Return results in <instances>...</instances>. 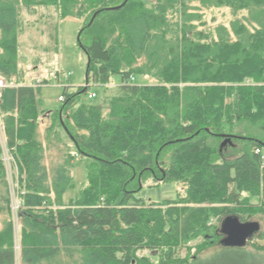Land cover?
Wrapping results in <instances>:
<instances>
[{
    "label": "trees",
    "instance_id": "trees-1",
    "mask_svg": "<svg viewBox=\"0 0 264 264\" xmlns=\"http://www.w3.org/2000/svg\"><path fill=\"white\" fill-rule=\"evenodd\" d=\"M211 8L247 17L199 31L196 12ZM47 10L81 22L87 61L85 85L67 81L54 110L37 98L49 80L29 82L18 60L21 11ZM0 76L17 85L0 93V124L17 168L20 264H198L179 249L221 244L226 217H264V0H0ZM77 159L89 160L86 183L65 204ZM161 183L180 187L174 200L138 197ZM0 188L9 212L1 159ZM4 228L0 264H15Z\"/></svg>",
    "mask_w": 264,
    "mask_h": 264
},
{
    "label": "rangeland",
    "instance_id": "rangeland-1",
    "mask_svg": "<svg viewBox=\"0 0 264 264\" xmlns=\"http://www.w3.org/2000/svg\"><path fill=\"white\" fill-rule=\"evenodd\" d=\"M144 4L150 5L152 0H141ZM197 6V4H192ZM193 12V11H192ZM201 15V19L195 23L198 26L199 31H206L213 33L217 26L229 27L230 22L235 18L242 20L247 17V12H239L236 16L228 8H211L201 9L196 12ZM23 31L19 38L18 60L19 69L23 72V78L25 77L29 82H33L35 77L44 78L49 81L47 87H43L38 95L40 107L47 110L57 109L59 106L58 97L61 95V87L66 83L63 80L62 75L58 76V80H54L53 74H70L68 78V84L72 87H81L85 85L86 74V57L77 43L78 33L81 29V22L76 19L68 18L60 20L56 18L53 10L39 11L34 16H27L25 11H21ZM168 19L171 22L176 21L178 18L175 15L169 14ZM28 23V24H27ZM120 79L118 76L111 78V83L106 95H113L116 92V86L119 84ZM136 84H151V81L146 78H135ZM73 88L72 90H74ZM101 88L89 87L88 92H97L100 95ZM95 99L92 102L98 101ZM4 143V141H3ZM0 141V145L3 148L6 155L11 158V153L7 152L5 145ZM264 157V151L262 153ZM264 162V160H263ZM89 164L88 159L75 160L73 163V169L71 175L73 177L72 185L65 191L62 196L63 203H68L70 199H75L79 191L86 183L85 168ZM6 178L7 175L11 177L16 176V166L10 168L5 167ZM11 172V173H9ZM14 181V179H13ZM17 184L11 187V182L7 180V189L9 192L10 209L9 212L2 209L0 212V233L2 232L7 222H11L15 229V264H20L19 261V247L17 244V228L19 221L17 219V210L15 208L16 198L19 199L17 191ZM180 187L176 183H161L154 188L145 187L138 197L144 201H152L161 203L166 200H174L176 193ZM4 190L0 188V193L4 194ZM22 194V193H20ZM1 205V204H0ZM216 219H212L210 224H214ZM221 222H216L218 231L220 232V238L222 237ZM248 222H255L259 226L258 235H254L248 240L247 244L243 247H226L221 244H215L212 246H206L200 253H197L199 244H203V239L199 237L195 241H191L186 246L191 247L189 250L186 247H182L178 251V257L186 258L196 256L201 259L198 264H264V250L259 251L258 247L264 249V217L255 216ZM260 238V239H259ZM259 239V240H258ZM222 241V240H221ZM147 251H138L137 257H143L147 255Z\"/></svg>",
    "mask_w": 264,
    "mask_h": 264
},
{
    "label": "water",
    "instance_id": "water-1",
    "mask_svg": "<svg viewBox=\"0 0 264 264\" xmlns=\"http://www.w3.org/2000/svg\"><path fill=\"white\" fill-rule=\"evenodd\" d=\"M119 8V7H118ZM79 37L77 38V41ZM87 81V75L85 74V83ZM231 138H225L220 145V149L227 143H230ZM221 232L224 238L221 244L226 247H243L247 244L248 240L252 238L257 231L259 226L255 222L241 223L234 217H226L221 222Z\"/></svg>",
    "mask_w": 264,
    "mask_h": 264
},
{
    "label": "built area",
    "instance_id": "built-area-1",
    "mask_svg": "<svg viewBox=\"0 0 264 264\" xmlns=\"http://www.w3.org/2000/svg\"><path fill=\"white\" fill-rule=\"evenodd\" d=\"M59 75H62L63 77V80L65 81V83L68 81V78H69V75L68 74H58V73H55L53 74V79L54 80H58V76ZM33 83H35L36 85H40L41 83V78L40 77H35L34 80H33ZM16 84L14 81H7L6 79L2 78L0 76V93L3 91V90H6V89H10V88H16ZM95 95L94 94H90L89 95V98H94ZM62 98L59 97V101H61ZM0 141H2L3 143V136H2V130H1V124H0ZM4 144V143H3ZM2 149V152H1V156H0V159L2 161V163L5 164V167H8L10 168L11 166H14L13 163V158H9L8 155H6V152H4L3 148L1 147ZM7 150V149H6ZM8 152V150H7ZM11 173V172H9ZM13 176L11 177V175H7V180H9L11 182V187H12V190H13V186L15 184V180L13 181ZM15 199H16V205H15V208L16 210L18 211V209L20 208V203H19V200L18 198H16L15 196Z\"/></svg>",
    "mask_w": 264,
    "mask_h": 264
},
{
    "label": "crops",
    "instance_id": "crops-1",
    "mask_svg": "<svg viewBox=\"0 0 264 264\" xmlns=\"http://www.w3.org/2000/svg\"><path fill=\"white\" fill-rule=\"evenodd\" d=\"M156 0H152V2L151 3H153V2H155ZM77 160H81V159H77ZM66 204V203H65ZM229 248V247H228Z\"/></svg>",
    "mask_w": 264,
    "mask_h": 264
},
{
    "label": "bare ground",
    "instance_id": "bare-ground-1",
    "mask_svg": "<svg viewBox=\"0 0 264 264\" xmlns=\"http://www.w3.org/2000/svg\"><path fill=\"white\" fill-rule=\"evenodd\" d=\"M70 75V74H69ZM50 81V80H49ZM224 236V235H223ZM148 253V252H147Z\"/></svg>",
    "mask_w": 264,
    "mask_h": 264
}]
</instances>
